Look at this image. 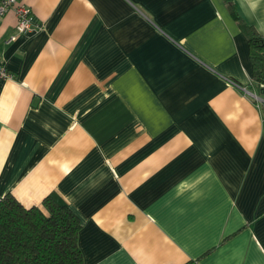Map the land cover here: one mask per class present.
<instances>
[{
    "label": "crops",
    "instance_id": "crops-1",
    "mask_svg": "<svg viewBox=\"0 0 264 264\" xmlns=\"http://www.w3.org/2000/svg\"><path fill=\"white\" fill-rule=\"evenodd\" d=\"M21 1L31 31L0 21V200L66 206L84 264H264L243 29L264 38V0Z\"/></svg>",
    "mask_w": 264,
    "mask_h": 264
},
{
    "label": "trees",
    "instance_id": "trees-1",
    "mask_svg": "<svg viewBox=\"0 0 264 264\" xmlns=\"http://www.w3.org/2000/svg\"><path fill=\"white\" fill-rule=\"evenodd\" d=\"M252 80L264 85V38L244 28ZM48 215L23 208L13 197L0 200V264H84L77 244L79 222L63 205L44 201Z\"/></svg>",
    "mask_w": 264,
    "mask_h": 264
},
{
    "label": "built area",
    "instance_id": "built-area-1",
    "mask_svg": "<svg viewBox=\"0 0 264 264\" xmlns=\"http://www.w3.org/2000/svg\"><path fill=\"white\" fill-rule=\"evenodd\" d=\"M9 11L15 14V30L17 34L28 33L32 30L30 11L21 0H0V21ZM9 78H11L10 74L0 65V79ZM247 94L255 101L257 108L264 112V102L252 93Z\"/></svg>",
    "mask_w": 264,
    "mask_h": 264
}]
</instances>
